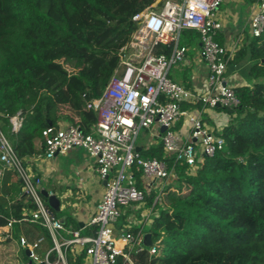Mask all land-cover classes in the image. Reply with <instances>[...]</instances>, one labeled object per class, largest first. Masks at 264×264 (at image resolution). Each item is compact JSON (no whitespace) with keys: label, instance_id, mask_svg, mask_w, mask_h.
<instances>
[{"label":"trees","instance_id":"1","mask_svg":"<svg viewBox=\"0 0 264 264\" xmlns=\"http://www.w3.org/2000/svg\"><path fill=\"white\" fill-rule=\"evenodd\" d=\"M154 1L0 0V129H10V118L21 112V128L7 134L24 164L43 153L41 133L49 124L65 121L91 132L97 112L86 104L102 96L120 65L119 51L139 29L131 18ZM171 51L160 46L155 53ZM236 69L246 85L232 88L238 105L221 110L229 117L220 132L223 150L198 155L193 168L176 162L160 142L138 153L164 162L170 176L158 191L146 190L141 170L132 169L151 214L146 225L127 229L148 236L141 251L130 252L134 264H264V30L234 53L224 76ZM12 176L6 171L0 183V229L22 216L4 199ZM13 187L15 208L32 212L18 179ZM66 259L84 264L85 254L68 250Z\"/></svg>","mask_w":264,"mask_h":264},{"label":"built area","instance_id":"2","mask_svg":"<svg viewBox=\"0 0 264 264\" xmlns=\"http://www.w3.org/2000/svg\"><path fill=\"white\" fill-rule=\"evenodd\" d=\"M253 1L256 10L249 25L250 36L258 38L264 30V0ZM222 2L164 0L153 7L159 8L157 11L150 6L134 15L131 20L139 25V29L130 44L137 45L142 52L137 56L138 60H130L126 56L130 44L119 51L120 65L102 96L86 104L87 110L97 112L91 132L86 134L80 126L72 124L50 125L42 131L43 153L39 158L51 160L79 148L95 161L99 177L102 180L107 178L103 196L90 222L96 228L93 235L82 236L77 230H65L59 219L48 212L45 198L41 195L42 179L25 168L0 129V183L5 172L11 171L21 182L23 194L30 198L34 207L32 212L20 219H10L6 227L11 228L21 222L37 224L46 231L52 243L41 258L37 251L45 241L44 236L34 242L19 237L18 247L32 260L26 264H67L68 250L72 254L84 252V264H117L118 259L122 264H134L130 252L143 249L145 235L139 232L133 236L127 231L128 227L122 230L115 227L121 216V207L144 204V192L138 188L132 169L139 168L141 180L154 183L170 176L164 162L155 158L143 159L135 150L134 143L140 130H150L154 125L164 127L165 131L160 135L164 152L190 168H193L199 155L196 144L200 145L203 157H211L223 150L225 143L221 130L216 133L206 129L202 120L206 109L215 110L217 106L219 110L231 109L238 105L232 88L224 85L226 64L233 54L216 40L222 29V23L217 18ZM184 31L198 34V58L207 69L209 94L188 90L167 78L172 66L186 61L189 49L179 43ZM160 46L172 47L170 56L156 54ZM22 121L21 112L10 118L12 133L19 131ZM116 168L119 169L115 171ZM0 231V240L10 239V230ZM61 232H66L67 236L63 237ZM118 243H121L120 248ZM148 252L155 254L156 244H152ZM52 254H55V260H51Z\"/></svg>","mask_w":264,"mask_h":264},{"label":"crops","instance_id":"3","mask_svg":"<svg viewBox=\"0 0 264 264\" xmlns=\"http://www.w3.org/2000/svg\"><path fill=\"white\" fill-rule=\"evenodd\" d=\"M223 3L234 5L229 10L223 9L220 11L219 8L217 18L222 23V29L217 34L216 39L221 42L220 44L217 41L220 45L224 46L229 53L234 55L238 49L247 46L252 39L250 33H246V29H250V21L255 13L256 6L253 0H223ZM241 19L244 24L242 29L239 24ZM188 49H190V46ZM176 66L174 78L181 82L183 87L202 95L209 94L207 69L201 63L198 56L192 53L191 49L187 53L186 61ZM225 83L228 87L234 88L246 85V80L240 74V69H236L229 76H225ZM197 108L198 110L200 109L199 107ZM65 114L75 117L74 114L68 111ZM202 120L206 129H212L217 133L227 124L229 117L223 111L221 112L219 108L215 110L206 109L202 114ZM66 124L69 123L65 121L59 123V125ZM147 132L150 139L155 141V143L149 141L136 147L135 149L138 150V153L141 150H147L152 144L160 142V135L162 133L157 125H154ZM33 160L35 161V159ZM33 160H31L32 163ZM36 162L38 163L37 173L42 179L40 185L41 193L51 194L59 201V212L61 215L57 218L64 217L65 230H77L82 236H91L94 227L90 225V222L105 190L104 180L99 177L96 171L95 161L88 157L83 150L76 148L68 151L63 156H56L51 160H36ZM15 182L16 179L12 176L9 181L10 187L8 186L10 192L4 196V199L8 201L10 206H14L13 213L20 212L22 214L21 217H23L28 213L23 208L21 211L15 208V189L13 187ZM141 185L146 186V190L160 186L158 182L154 183L145 179L141 180ZM148 185H152V187ZM12 197L13 199H11ZM22 198H24L23 195ZM130 209L132 210L133 206ZM61 211L65 213L62 214ZM66 223L70 224L65 226ZM1 229L2 231L10 230L11 237L5 241L0 240V264H14L12 260L13 254L14 252L15 254L19 253L18 251L20 250L17 244L19 237L23 236L29 242H34L41 236L42 230L39 225L28 222L15 223L11 228L4 227ZM61 235L63 237L67 236L66 232H61ZM48 250L49 248L44 249L38 255L42 258ZM24 254L26 255L25 252ZM15 264H21V262Z\"/></svg>","mask_w":264,"mask_h":264},{"label":"rangeland","instance_id":"4","mask_svg":"<svg viewBox=\"0 0 264 264\" xmlns=\"http://www.w3.org/2000/svg\"><path fill=\"white\" fill-rule=\"evenodd\" d=\"M133 0H122V2H125V3H128V2H132ZM160 1H164V0H155L154 3L151 5L152 6V10L154 11H157L159 8H153L155 5H157ZM234 4H225L223 3L222 6L220 7V11H222L223 9H232V6ZM242 16V15H241ZM240 27L241 29L244 27V24H243V21L241 19L240 21ZM246 33L249 34L250 33V29H246ZM147 42V41H146ZM179 43L181 45H187L186 47H189L190 46V49L192 51L193 54L197 55L198 56V51H199V45H200V40H199V37L197 36V34L193 31H184L181 33L180 35V38H179ZM189 49V50H190ZM141 49L137 46V45H132L130 44V46L127 48V51H126V56L128 58H130V60H138L140 53H141ZM176 68L177 66H172L170 69H169V73H168V76L167 78L174 82V83H177L181 86H183V84L179 81H177L175 78H174V74L176 73ZM186 88V87H185ZM8 130L5 131L4 135L6 136V138L8 139V134L7 132L9 133V131L11 130V128L9 129V127L7 128ZM149 141H152V143H155V141L151 140L150 139V136H149V133L147 132V130H140L136 139H135V143H134V146L135 148L136 147H139L141 146L142 144L146 143V142H149ZM151 143V144H152ZM155 145V144H152V146ZM196 150L197 152L199 153V156L201 155V152H200V145L199 144H196ZM39 158V157H38ZM36 158L35 161L33 160V163L32 161L31 162H28L27 164H24L25 165V168L33 173V174H37V167H38V163L36 162V160H43L42 158L38 159ZM35 166V167H34ZM119 168H116L115 171H117ZM13 176L15 177V179L17 180V177L13 174ZM154 191H158L159 190V187H154L152 188ZM45 201V206L47 208V202L46 200L44 199ZM31 202L30 198L28 196H26L25 200L23 203L25 204H29ZM144 203V202H143ZM131 206H135V210H131ZM48 210V208H47ZM129 210V211H128ZM120 211H121V216L120 218L118 219L115 227H121V230L123 229V227H140L141 225H146L145 223H149L150 222V209H147L144 204H134V205H129L127 207H121L120 208ZM49 212V210H48ZM62 214L65 213L63 211H61ZM50 213V212H49ZM52 215V213H50ZM61 215L60 212L58 213H55V217H59ZM41 235L44 236L45 238V241L43 244H41L40 246V249L37 251V253L39 254L42 250L44 249H48L50 248V238H47V235L45 234L44 230L42 229L41 230ZM19 253L13 254V257H12V260H13V263H19L21 262V264H25V263H31L32 260L29 259L23 251L19 250L18 251ZM11 260V261H12Z\"/></svg>","mask_w":264,"mask_h":264},{"label":"water","instance_id":"5","mask_svg":"<svg viewBox=\"0 0 264 264\" xmlns=\"http://www.w3.org/2000/svg\"><path fill=\"white\" fill-rule=\"evenodd\" d=\"M226 85V84H224ZM217 108H219V106H217ZM227 111H230L229 109H227ZM50 126V124H49ZM165 131L164 127L160 128V132L163 133ZM195 141V140H193ZM136 151H138L137 149H135ZM106 180L107 178H105L104 180V184L106 185ZM41 195L47 200V204L49 206V208H51L53 211H55L56 213H58L60 211V203L57 200V198L55 196H49L47 193H41ZM23 197H26L25 194H23ZM59 221L64 225V217L60 218ZM148 241V236H145V240L144 242L146 243ZM26 255L28 256V253H26Z\"/></svg>","mask_w":264,"mask_h":264},{"label":"bare ground","instance_id":"6","mask_svg":"<svg viewBox=\"0 0 264 264\" xmlns=\"http://www.w3.org/2000/svg\"><path fill=\"white\" fill-rule=\"evenodd\" d=\"M120 246H121V243H118V244H117V247L120 248Z\"/></svg>","mask_w":264,"mask_h":264}]
</instances>
